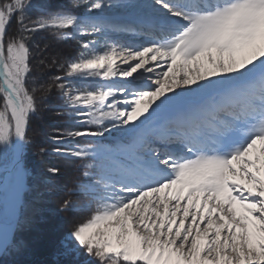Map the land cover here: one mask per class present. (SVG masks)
Here are the masks:
<instances>
[{"label":"snow or ice","instance_id":"snow-or-ice-1","mask_svg":"<svg viewBox=\"0 0 264 264\" xmlns=\"http://www.w3.org/2000/svg\"><path fill=\"white\" fill-rule=\"evenodd\" d=\"M70 3L0 0V161L16 196L38 91L55 89L71 121L49 137L52 152L84 162L89 215L62 242L64 264L80 253L87 264H264V0ZM39 32L78 54L36 87ZM24 223L0 216V256L24 247Z\"/></svg>","mask_w":264,"mask_h":264},{"label":"trees","instance_id":"trees-1","mask_svg":"<svg viewBox=\"0 0 264 264\" xmlns=\"http://www.w3.org/2000/svg\"><path fill=\"white\" fill-rule=\"evenodd\" d=\"M40 5L56 10L71 8L70 0H37V7ZM38 15V11L33 13L34 17ZM30 47L36 87L50 83L53 75L62 74L58 71L59 65L66 66L78 54L75 41L53 39L48 32L37 33ZM36 95L39 112L31 120L29 136L34 143L25 155L27 173L18 207V217L22 216L25 223L17 238L24 241V247L0 256V264H64L65 257L60 254L62 242L73 225L89 215L90 197L79 194L78 189L82 179L80 165L84 162L55 155L52 152L55 145L49 139L57 129L66 128L71 121L63 113L62 101L55 89L43 100H40L42 92L38 91ZM41 146L47 149V154L39 153ZM103 158L105 154L101 155V160ZM6 166H9L7 162H0V168ZM49 167L59 168V174L50 176ZM64 200H72L76 207L62 211ZM88 259L83 253L79 254V264H87Z\"/></svg>","mask_w":264,"mask_h":264},{"label":"rangeland","instance_id":"rangeland-1","mask_svg":"<svg viewBox=\"0 0 264 264\" xmlns=\"http://www.w3.org/2000/svg\"><path fill=\"white\" fill-rule=\"evenodd\" d=\"M117 36H113V39H117ZM121 38L124 36H120ZM132 40H139V38H130L126 41H132ZM121 41V40H120ZM126 41H121L124 43H127ZM78 86H84L87 87L89 82H81V81H77L76 82ZM168 114H162L163 117H166ZM118 139H120V137L118 135H112V136H107L105 137V139L103 141H101L104 144H112L115 141H117ZM102 161H104L106 164H110V163H114L115 161H113L111 159V157L105 155V158L102 159ZM1 162V161H0ZM7 170V166L5 168H0V179L3 177L5 171ZM12 176L13 174L10 176V178L7 180V182L0 184V216H2L5 220L6 223L11 222L13 219V216L15 214V216L18 217V207L19 204L21 202V192H22V188L24 185V177L23 176L20 185H19V194L18 197L16 196V187L14 185V183L12 182Z\"/></svg>","mask_w":264,"mask_h":264},{"label":"water","instance_id":"water-1","mask_svg":"<svg viewBox=\"0 0 264 264\" xmlns=\"http://www.w3.org/2000/svg\"><path fill=\"white\" fill-rule=\"evenodd\" d=\"M12 172H11V167L6 170L4 173L3 177L0 179V184L7 182V180L10 178Z\"/></svg>","mask_w":264,"mask_h":264},{"label":"bare ground","instance_id":"bare-ground-1","mask_svg":"<svg viewBox=\"0 0 264 264\" xmlns=\"http://www.w3.org/2000/svg\"><path fill=\"white\" fill-rule=\"evenodd\" d=\"M117 37H120V36H117ZM132 38L133 37H135V38H139V40H132V41H130L129 43H134V44H138V43H140V42H142L141 41V38L139 37V36H131ZM122 38H124V37H122ZM128 42V41H127Z\"/></svg>","mask_w":264,"mask_h":264}]
</instances>
